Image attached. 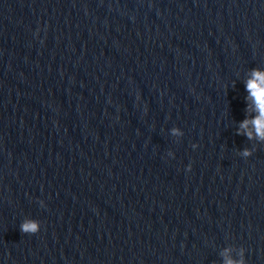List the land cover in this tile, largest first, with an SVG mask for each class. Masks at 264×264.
<instances>
[{
	"label": "water",
	"instance_id": "obj_1",
	"mask_svg": "<svg viewBox=\"0 0 264 264\" xmlns=\"http://www.w3.org/2000/svg\"><path fill=\"white\" fill-rule=\"evenodd\" d=\"M255 71L264 0H0V264H264Z\"/></svg>",
	"mask_w": 264,
	"mask_h": 264
},
{
	"label": "clouds",
	"instance_id": "obj_2",
	"mask_svg": "<svg viewBox=\"0 0 264 264\" xmlns=\"http://www.w3.org/2000/svg\"><path fill=\"white\" fill-rule=\"evenodd\" d=\"M257 76V82H247V88L251 92L252 96L255 98L258 104V110L260 111V115L255 120H245L240 124L241 129H247L249 127V124H252L255 126V135L258 137L261 141H264V77L260 75L258 71H255L253 73ZM173 135L180 134L178 133L177 129H173ZM237 134H245L243 132H239ZM248 139H253V133L247 132ZM197 147V145H193V148ZM171 155V153H169ZM242 156L248 157L251 155V153L248 150H245L243 153H241ZM191 166L188 167V171H191ZM20 230L23 234H30L35 235L38 234L41 231V227L38 221L33 219H26L24 220L20 225ZM226 257V264H245V261H234L232 259H227V253H225Z\"/></svg>",
	"mask_w": 264,
	"mask_h": 264
}]
</instances>
